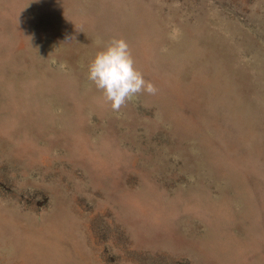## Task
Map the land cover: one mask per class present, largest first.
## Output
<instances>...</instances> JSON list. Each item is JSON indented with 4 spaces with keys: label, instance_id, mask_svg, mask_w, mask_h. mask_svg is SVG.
<instances>
[{
    "label": "rangeland",
    "instance_id": "obj_1",
    "mask_svg": "<svg viewBox=\"0 0 264 264\" xmlns=\"http://www.w3.org/2000/svg\"><path fill=\"white\" fill-rule=\"evenodd\" d=\"M0 264H264V0H0Z\"/></svg>",
    "mask_w": 264,
    "mask_h": 264
},
{
    "label": "clouds",
    "instance_id": "obj_2",
    "mask_svg": "<svg viewBox=\"0 0 264 264\" xmlns=\"http://www.w3.org/2000/svg\"><path fill=\"white\" fill-rule=\"evenodd\" d=\"M88 80L115 111L139 93L147 92L153 98L158 95L153 83L136 67L130 46L124 39L113 38L96 53L88 65Z\"/></svg>",
    "mask_w": 264,
    "mask_h": 264
}]
</instances>
